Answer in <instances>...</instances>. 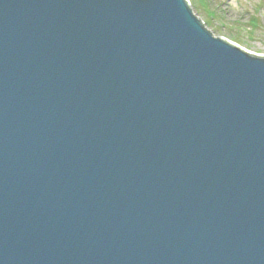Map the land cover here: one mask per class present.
<instances>
[{
	"label": "water",
	"instance_id": "water-1",
	"mask_svg": "<svg viewBox=\"0 0 264 264\" xmlns=\"http://www.w3.org/2000/svg\"><path fill=\"white\" fill-rule=\"evenodd\" d=\"M0 264H264V54L189 0H0Z\"/></svg>",
	"mask_w": 264,
	"mask_h": 264
},
{
	"label": "rangeland",
	"instance_id": "rangeland-1",
	"mask_svg": "<svg viewBox=\"0 0 264 264\" xmlns=\"http://www.w3.org/2000/svg\"><path fill=\"white\" fill-rule=\"evenodd\" d=\"M215 36L264 54V0H189Z\"/></svg>",
	"mask_w": 264,
	"mask_h": 264
}]
</instances>
